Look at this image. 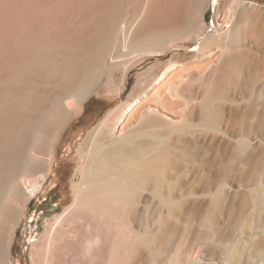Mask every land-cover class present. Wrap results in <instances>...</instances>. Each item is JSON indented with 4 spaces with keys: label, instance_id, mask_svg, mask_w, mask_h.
<instances>
[{
    "label": "bare ground",
    "instance_id": "obj_1",
    "mask_svg": "<svg viewBox=\"0 0 264 264\" xmlns=\"http://www.w3.org/2000/svg\"><path fill=\"white\" fill-rule=\"evenodd\" d=\"M84 1L83 3L87 0ZM97 1L94 2L97 3ZM99 1L103 2V0ZM104 1L103 5L100 4L103 6V10L100 7L101 13L103 12L102 17L99 16L100 11H96L99 13V18L93 21L91 15L92 25L76 23L79 27L71 28V32L74 31L69 34L70 29L66 33H64L66 29H62L66 18L63 19L62 14L63 16L67 14L64 10L65 5L63 6L65 1L57 4L59 8L56 10L59 13L64 10L60 13V22L51 24L58 17L53 20L49 17L50 13L42 15L46 14L42 6L46 7L49 3L47 0L48 3H44L45 0H0V264H11L13 237L23 208L39 192L50 174L54 158V142L68 115L62 107V102L74 96L73 99L79 105L85 95L96 87L100 75L106 71L105 57L110 53H106L105 50L113 41L120 44L123 33L130 36V50L132 54L137 53L134 56L141 53L162 55L168 48L182 46L178 40L194 30L204 3L207 2V0H158L157 13L153 14L154 10L150 13V9L149 14L133 32L131 19L134 17L128 20L125 17L127 13L124 12L125 9L129 10L132 0ZM230 1L227 0L229 4L225 9H216V19L222 23L233 14L239 2V0ZM92 4L96 6L95 8L98 7V3ZM90 5L86 7L89 8ZM67 8L66 5L65 9ZM97 13L94 10V14L97 15ZM125 18L128 23L123 21ZM91 20L86 21L90 23ZM124 22L128 24L125 28ZM66 24L65 27H67ZM223 43L221 39H214V37H207L202 41L196 51L199 57L204 58V61L201 60L200 63H204L200 66L196 65L199 67L197 69L201 75L204 69L221 60L223 56V63L219 68L224 70V77L228 78L231 68L226 69L225 66H231L233 62H236L232 72L234 75L237 73L239 81L238 74L244 71L240 67L242 64L239 65L240 59L236 58V52H227L229 46L227 48ZM172 59L165 65L162 74L156 78L152 87L148 88L149 90L143 91L139 97L130 100L119 113L114 110L109 112L107 118L114 114L116 116V125L112 126V129H108L106 118L86 139L82 148L88 147L87 154L81 157L83 165L76 168L74 175L76 179L72 183L73 200L62 213L54 218L50 228L44 234L43 243L38 249L32 251L30 255L32 264H148L149 262L157 264L163 262L164 258L159 259L162 255L155 252L147 254L150 249V240L154 237L149 227L153 223L160 228L162 212L165 209L173 211L181 204L185 205L184 202L191 198L190 194H188L190 197L186 196V199L184 198L186 194L183 195L184 197L180 196L182 192L178 193L179 189L177 190L175 186L180 177L177 175V168L180 165L177 160L179 156L171 153L176 140L171 148V141L174 139L170 142L168 140L174 136L172 135L174 132L188 130L187 127L190 125L186 122L196 107L193 110L188 109V112L185 109L186 113H182L181 110L187 108L189 99L197 92L191 90V86L197 83L195 79L193 82L194 76L189 71L192 68H176L178 66ZM261 65L264 64L261 63ZM200 67L203 70H200ZM251 73L254 72L250 71L249 74ZM261 74L264 75V68ZM216 75L214 79H218ZM209 80L210 82H205L207 85L202 88L205 93L201 106L203 105L207 111L205 114L207 117H204L207 120L202 124L204 126H213L212 102L223 93V90H226V86L223 87L224 89L220 88L216 80ZM224 81L227 82V80ZM241 82L240 80V84ZM192 103L194 102L191 100ZM255 104L256 101L253 100L250 106L247 105L249 109H245L246 111L244 110L241 115L239 111L227 110L228 119L230 118L227 121V131H232L230 127L234 125H231V119L234 118L239 119L238 127L243 126L251 129L250 131L257 130L260 114ZM201 106L199 105L200 108ZM158 107L173 117L171 123H179V125L165 123L164 118L158 116L160 115ZM164 117L167 116L164 114ZM240 130L242 131V128ZM178 135L175 134V136ZM244 135H240L235 140L233 149L231 144L227 145V155L234 167L238 166V169L247 155L243 154L247 149L245 152L242 150L244 141L247 140ZM245 148L244 146L243 149ZM249 151L246 153H250ZM254 151L252 150L248 158L246 157L247 163L251 161L248 159H252ZM32 153L41 154L44 158L35 161L31 157ZM24 177L29 178L26 191L20 184ZM223 185L222 183L218 187L219 192L223 189ZM199 203L201 204V201ZM152 210L156 211L153 222L150 221L151 216L154 219L153 215L150 216ZM207 225L205 227L208 228ZM216 231L218 230H215V236ZM234 231L230 232V238L228 237L231 241L228 243L231 245L228 249L233 247V253L229 256L231 261L240 255V248H237L238 245L233 246L232 242L237 238L235 233L240 234L242 229ZM101 236H104V241L101 240L103 243L99 247L97 245L94 247L97 243L95 241H98ZM107 238L109 241L106 240ZM37 244L33 243V245ZM181 257L179 255L172 257L170 264H192L189 261L184 263Z\"/></svg>",
    "mask_w": 264,
    "mask_h": 264
},
{
    "label": "rangeland",
    "instance_id": "obj_2",
    "mask_svg": "<svg viewBox=\"0 0 264 264\" xmlns=\"http://www.w3.org/2000/svg\"><path fill=\"white\" fill-rule=\"evenodd\" d=\"M47 1L49 3L46 2V0L44 2L48 3L46 7L41 5L44 7L41 9L46 13L42 15H49L50 13V18L55 19L58 17L55 22H51V24H57L56 21L60 22V13H63L65 10L67 14L64 16L62 14V17L63 19L66 17L64 21H67V24L63 21L62 29H66L65 32L63 30L64 33L70 29L68 31L69 34L74 31L71 32V28L76 29L79 27L76 23L92 25V20L94 21V19H97L99 13L103 10V6L100 4L103 5V2H105L104 0L103 2L98 0V7L95 8L96 6L92 4H97L94 2L95 0H85L86 2L84 0H68V3H66V0H61L66 3H63V6L65 5L66 7L67 5L68 8L65 9L64 7V10L59 13L56 9L59 8L57 4L61 3V1ZM83 1L85 3H83ZM151 1L152 0H132L130 1L129 10H124V12L127 13H124L127 19L132 18V16L134 17L131 19L133 20V32L144 17L149 14L150 9V13L153 10L155 11L152 12L153 14L157 13L159 8V5H157L158 0ZM231 1L234 2L235 0ZM153 3H155V6ZM228 4L229 2L227 3V0H207V2L204 3L203 10L199 14V21H197L194 30L187 33L181 40H178L179 44H182L183 47L181 45L173 46L168 48L162 55L141 53L134 56L137 53L132 54L129 46L130 36L125 33H123V39H121L122 41L120 40V44H118L117 41H113L107 46L109 51L108 49L105 51L110 54H107L108 57L105 55L106 71L100 75V80L96 87L85 95L79 105L73 99L74 96H70L62 102V107L68 112V115H66L63 126L57 133L56 141L54 142V158L51 171L47 180L42 185V188L39 189V192H37L25 208H23L13 237L11 264H32L30 256L32 251L38 249L39 245L43 243L44 234L50 228L54 218L62 213L72 202L74 197L72 183L76 179L74 175L76 170L83 165L81 157L87 154L88 147H84L86 150L82 148L86 139L95 128L108 117L109 112L114 110L116 113H119V111L127 106L130 100L139 97L143 91L149 90L148 88L152 87L156 78L162 74L166 67L165 65H167L172 58L178 66L176 68H192L193 70L191 69L189 71H191V75L194 76L192 77L193 82L196 80L198 83H194L195 85L191 86V90L197 91L198 93H194L191 97L192 99L188 98L187 108L185 107L183 108L184 110H181L182 113H186V111L188 112L190 109L193 110L196 107V112L193 111L192 118L189 117L190 121L188 119L186 122L187 125H190L187 127L188 130L174 132L179 135L175 136L173 133L172 135L174 136H171L170 140H168V142H170L171 139H174L171 141L170 148L173 147V143L176 140V144L174 143L171 153H173L172 155H177V157L179 156L177 160L180 165L177 168V175L180 177H177L178 185L176 184L175 186L177 190L179 189L178 193L182 192L180 196L184 197L183 195L186 194L184 197L186 199V196L188 198L191 195L192 200L188 198L189 201L186 200L184 202L185 205L181 204L184 207H180V205L173 211L165 209L162 212L163 219L160 228L157 224L151 223L149 230L154 237L150 240V249L147 254L150 255L155 252V254L158 253L162 255L159 259L164 258L163 262L157 264H170L171 258L177 255H179V257L182 256L181 260L184 263H188L189 261L192 264H264V75L261 74L264 68V65H261V63L264 64V0H239L233 14L222 23L216 19V9L223 10ZM86 5H90L91 7L88 8ZM100 7H102V10ZM93 9L95 13L100 12L96 15ZM56 11L59 13L58 15ZM51 15L53 16L51 17ZM91 15H95L94 18ZM102 15L103 12L99 16L102 17ZM82 18L84 22H82ZM126 18L123 21L128 23L129 19L127 20ZM86 20L88 22L91 20V22L88 23ZM124 23L123 27L125 28L128 24L126 25V23ZM65 24L67 27H65ZM207 37L221 39L225 43L224 46L227 48L229 46L227 52H236L235 54L238 57L234 55L236 58L240 59L239 65L242 64L240 67L242 71L244 70L242 72L243 74H238L240 75V79L238 78L239 81L237 80V73L234 75V72H232L234 68L233 65H235L234 63L236 62H233L231 66H225L226 69L231 67L229 69V74H231H228V78L230 76L232 77H230L229 80L224 77V70L219 68L223 63V56L221 60L214 62V64L209 67L211 69H204L206 72L200 67V70L204 72L200 75V71L198 70L199 67L196 65H202L204 62H200L201 60L204 61V58L200 56L201 59L196 50L197 46ZM227 52H225V54ZM225 54L223 53V55ZM194 67L198 71H196ZM249 70L254 73H251L252 75L249 74ZM255 73L257 75H255ZM202 74L204 75L202 76ZM215 75L218 79L216 77V79H214ZM208 78L211 79V81L216 80L220 88L226 86V90H228V93H226V90H223V93L212 102V107H214H211V112H213L212 115H214L213 126L202 125L203 122L207 120V118H204L207 117L205 115L207 114L206 108H204L203 105L201 106L205 93L202 88L204 85H207L206 83L210 82ZM197 79L198 81L202 80V82H198ZM224 80H227V82ZM240 80L242 81L241 84ZM191 100L194 103L191 104ZM253 100L256 101V108L258 107L256 110L260 114L257 130L255 129L254 131V129H252L253 131H250L251 129L249 128L246 129L243 126L238 127L239 119L236 118V120L234 118L235 120L231 119V125H234L232 127L233 129L230 127L232 131L228 132L226 129L227 121L230 119H228V111H239V115H241L245 109H249L248 107ZM195 102L198 103L196 104ZM215 103L218 106H216ZM157 110L160 115L155 114L164 118L163 121L165 123L173 126L179 125V123H171L173 117L170 114L162 111L159 107ZM172 111H174V109ZM199 113L202 114L200 115ZM164 114L167 117H164ZM208 116H210V114ZM109 118L106 120V125L107 127L109 126L108 129H112L116 125V116L114 114ZM240 128H242V131ZM238 130L241 132H238ZM246 130L249 132L247 131L246 133ZM241 133L243 135L245 134L244 136L247 138V140L244 141V146L246 148L243 149V146V152H245L246 149V152L251 149L255 150L252 159L255 157V154L256 157L253 161L252 159H248V161H252H249L251 163L248 162V165L246 157L252 150L249 151L250 153H243L247 155L245 159L242 160L243 162L241 161L240 168L238 169V166L237 168L234 167V164L227 155V145L231 144V149H233V144L235 140L242 135ZM236 134H238V136ZM245 142L249 147H247ZM176 145L178 147H176ZM174 150L177 152L176 154ZM32 154L33 156L31 157L35 161L44 158L41 154ZM184 163L185 165H181ZM252 165H254V169ZM179 168L180 170L178 171ZM253 172L255 173L254 175L252 174ZM181 176L183 177L181 178ZM179 179L180 181H178ZM27 180L29 181V178L24 177L20 181L25 191L28 190ZM222 183L224 184L223 189L219 192L218 187L222 185ZM200 201L201 204L199 203ZM154 212L156 213V211L152 210L150 213V216L153 215L154 217L153 219L151 216V222H153V220L155 221L156 218ZM208 220H210V222ZM206 224H208V228L205 227ZM159 229L160 231H158ZM238 229H242V232L240 231V234L239 232L235 233L237 234V238H235V236V241L232 243L233 246L238 245L237 248H240L241 256L238 255L233 262L229 259V256L233 253V247L228 249L230 245L228 243L231 242L229 235L230 232L234 230V232H236ZM215 230H218L216 231V236L214 235ZM204 231L206 232L204 233ZM109 238L106 240L109 241ZM101 240L104 241V236H101L98 241H95L97 242L96 244L95 242L92 243L93 245L95 244L94 247H99L103 243ZM33 243L38 244L33 245ZM104 254H106V252H104ZM260 257L263 258L260 259Z\"/></svg>",
    "mask_w": 264,
    "mask_h": 264
}]
</instances>
